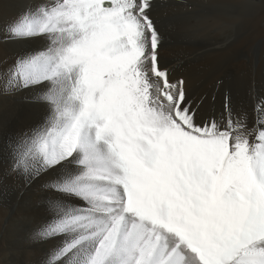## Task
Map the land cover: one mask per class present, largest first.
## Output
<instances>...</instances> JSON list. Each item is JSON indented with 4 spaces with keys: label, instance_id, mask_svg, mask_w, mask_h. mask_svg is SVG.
<instances>
[{
    "label": "snow or ice",
    "instance_id": "snow-or-ice-1",
    "mask_svg": "<svg viewBox=\"0 0 264 264\" xmlns=\"http://www.w3.org/2000/svg\"><path fill=\"white\" fill-rule=\"evenodd\" d=\"M167 3L29 0L4 26L0 95L41 116L9 138L0 185L44 192L22 238L40 264H264V94L205 111L163 54Z\"/></svg>",
    "mask_w": 264,
    "mask_h": 264
},
{
    "label": "bare ground",
    "instance_id": "bare-ground-1",
    "mask_svg": "<svg viewBox=\"0 0 264 264\" xmlns=\"http://www.w3.org/2000/svg\"><path fill=\"white\" fill-rule=\"evenodd\" d=\"M27 3L0 0V35ZM157 15L166 34L163 54L177 75L187 77L194 95L208 97L205 111L218 109L226 91L249 105L264 94V11L228 8L225 0H168ZM17 47L0 43V55H11ZM40 116L29 93L0 95V174L10 165L9 138ZM43 199L38 184L26 187L16 176L0 185V264H40L42 249L25 246L22 238L43 218Z\"/></svg>",
    "mask_w": 264,
    "mask_h": 264
}]
</instances>
